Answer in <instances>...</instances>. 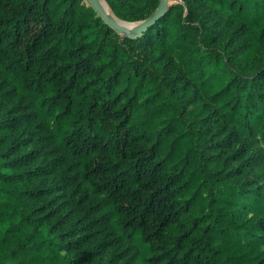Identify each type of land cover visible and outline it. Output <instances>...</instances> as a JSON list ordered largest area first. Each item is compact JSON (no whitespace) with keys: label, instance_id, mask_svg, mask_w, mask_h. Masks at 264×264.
Returning <instances> with one entry per match:
<instances>
[{"label":"trees","instance_id":"trees-1","mask_svg":"<svg viewBox=\"0 0 264 264\" xmlns=\"http://www.w3.org/2000/svg\"><path fill=\"white\" fill-rule=\"evenodd\" d=\"M104 1L125 22L160 3ZM175 1L130 37L84 0H0V104L30 109L0 106V264H100L17 154L34 121L125 264H264V0Z\"/></svg>","mask_w":264,"mask_h":264},{"label":"rangeland","instance_id":"rangeland-1","mask_svg":"<svg viewBox=\"0 0 264 264\" xmlns=\"http://www.w3.org/2000/svg\"><path fill=\"white\" fill-rule=\"evenodd\" d=\"M175 3L177 1L171 0L170 6ZM120 21L135 32V28L146 20ZM8 90H10L9 87L0 80V95ZM0 106L1 113L9 117L15 118L30 112L27 103L16 97L5 101ZM11 139L15 145L19 146L18 155H29L33 158L27 168H37L39 173L43 172L34 182V186L45 193L42 203L49 207L48 210L55 213L54 219L64 221L69 214H74L79 220L73 227L74 232L77 233L74 239L83 234H92L93 241L85 244L80 253L93 249L100 250L102 253L96 258V262L106 264L114 261L115 264H125L127 257L123 258L121 255L125 253L126 246L115 237L107 224L97 221V216L94 214L96 200L88 196L83 186L76 178H73V172L69 171L68 167V157L47 138L46 131L39 128L38 123L34 121L18 125ZM63 226L69 227V225Z\"/></svg>","mask_w":264,"mask_h":264},{"label":"water","instance_id":"water-1","mask_svg":"<svg viewBox=\"0 0 264 264\" xmlns=\"http://www.w3.org/2000/svg\"><path fill=\"white\" fill-rule=\"evenodd\" d=\"M89 7H91L97 14L99 18H101L102 22L110 27L116 34L122 35V34H128L130 37L132 35L130 34V29L128 28L127 24L122 23L119 19H117L114 15V18L122 23V25L116 23L114 19L108 17L105 12L101 9L99 6L97 0H86ZM171 0H160L158 10L155 14H153L148 20L140 24L135 28V33L139 34L142 31L146 29V27L152 23H154L160 16L164 15L165 12L168 10L170 6ZM113 14V13H112Z\"/></svg>","mask_w":264,"mask_h":264},{"label":"bare ground","instance_id":"bare-ground-1","mask_svg":"<svg viewBox=\"0 0 264 264\" xmlns=\"http://www.w3.org/2000/svg\"><path fill=\"white\" fill-rule=\"evenodd\" d=\"M97 2H98V4H99V6L101 7V9L105 12V14H106L108 17L114 19V21H115L116 23H118L119 25H120V24L122 25V23L118 22V21L114 18L113 14H112V12H111V10H110V8L108 7V5H107L103 0H97Z\"/></svg>","mask_w":264,"mask_h":264}]
</instances>
